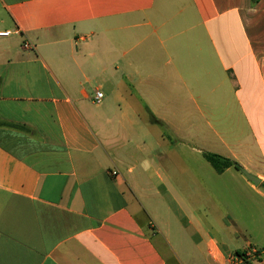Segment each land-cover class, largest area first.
<instances>
[{"label":"crops","instance_id":"0c3cea01","mask_svg":"<svg viewBox=\"0 0 264 264\" xmlns=\"http://www.w3.org/2000/svg\"><path fill=\"white\" fill-rule=\"evenodd\" d=\"M17 29L0 37V264H264V0H0Z\"/></svg>","mask_w":264,"mask_h":264},{"label":"rangeland","instance_id":"374dc122","mask_svg":"<svg viewBox=\"0 0 264 264\" xmlns=\"http://www.w3.org/2000/svg\"><path fill=\"white\" fill-rule=\"evenodd\" d=\"M242 129H241V133L242 134V140L245 141V140H249L250 139V133L244 123V120L242 121ZM178 151V154L180 155V148L177 149ZM177 170L180 171V174L181 173H185L186 171V164L185 163H177ZM180 180V179H179ZM184 182V179H182ZM206 197V196H205ZM212 204H208V206H210ZM212 213V212H211ZM263 224H264V221H263ZM218 229H221V228H218ZM262 230V228H261ZM261 236H262V233H260ZM235 232H232L231 230L230 231H225V230H221L218 232V237L219 239H221L222 241L224 242H228L230 243V245L233 247L234 250H237V249H243L245 248V240L243 238V236H240V239H238L237 237H235ZM251 264H253V261H250Z\"/></svg>","mask_w":264,"mask_h":264},{"label":"trees","instance_id":"16d2710c","mask_svg":"<svg viewBox=\"0 0 264 264\" xmlns=\"http://www.w3.org/2000/svg\"><path fill=\"white\" fill-rule=\"evenodd\" d=\"M256 1V0H254ZM151 122L154 124H161L156 118L152 117ZM204 157L207 159V161L215 168V170L219 173H222L228 168H235L238 171H242V167L237 162H234L226 157L212 154V153H204ZM264 188V184L262 185ZM243 252H236V255H242ZM251 260H245L243 264H251Z\"/></svg>","mask_w":264,"mask_h":264},{"label":"built area","instance_id":"2783aa9c","mask_svg":"<svg viewBox=\"0 0 264 264\" xmlns=\"http://www.w3.org/2000/svg\"><path fill=\"white\" fill-rule=\"evenodd\" d=\"M13 34H20V30L17 29L15 31H2L0 32V37H9ZM23 48L26 50L32 49L34 48V46L29 43V42H25L23 44ZM104 98V94L100 91H97L95 94V102L96 103H101L102 100ZM260 254V252L254 248H250L248 250H246L245 252L242 253V255H234V257L232 258V262L233 264H243V262L245 260H251L253 257L258 256Z\"/></svg>","mask_w":264,"mask_h":264},{"label":"water","instance_id":"95a60500","mask_svg":"<svg viewBox=\"0 0 264 264\" xmlns=\"http://www.w3.org/2000/svg\"><path fill=\"white\" fill-rule=\"evenodd\" d=\"M242 172L245 174V176L251 180L255 185H259L260 184V180L255 178L254 176H251L249 173H247L245 170H242Z\"/></svg>","mask_w":264,"mask_h":264}]
</instances>
